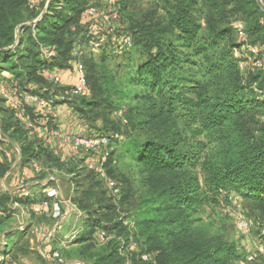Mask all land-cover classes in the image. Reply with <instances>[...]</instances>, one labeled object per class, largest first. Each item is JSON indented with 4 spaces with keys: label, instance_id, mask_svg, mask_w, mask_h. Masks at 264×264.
<instances>
[{
    "label": "trees",
    "instance_id": "obj_1",
    "mask_svg": "<svg viewBox=\"0 0 264 264\" xmlns=\"http://www.w3.org/2000/svg\"><path fill=\"white\" fill-rule=\"evenodd\" d=\"M40 1L0 0V74L7 71L13 76L15 84L8 87L12 92L39 93L41 89L45 98L51 93L66 95L71 91L68 87L52 89L48 70H65L76 49L90 45L83 15L95 0H50L48 5ZM127 3H121L120 22L130 17ZM262 4L259 0H170L164 20L126 19L139 61L118 102L119 107L130 108L128 120L134 123V131L108 153L106 164L120 157L149 177L143 178L147 185L139 194L132 189L122 193V202L136 195L135 252L130 248L129 230L112 212L113 205L103 206V194L99 199L95 192L83 190L77 202L90 214L91 227H103L115 235L98 247L92 241L94 229L88 231L80 239L81 247L73 250L86 264H126L129 258L133 264H152L147 252L158 253L156 264H236L241 259L232 244L208 242L191 224L200 210L232 195L264 204V72L250 68L242 73L235 50L243 44L232 27L233 20L245 23L248 43L264 51V0ZM36 20V26H25ZM45 50L53 55L46 56ZM130 86L135 90H129ZM103 90L99 88L101 94ZM76 97L84 99L76 111L88 122L96 104L116 103L111 96ZM52 100L55 105L61 101ZM144 104L152 106L140 112ZM138 115L147 118L134 122ZM0 116L2 130L15 134L24 158L44 155L47 162L61 166L55 156L28 140L11 111L0 108ZM176 116L194 139L191 150L182 138L164 131L141 135L140 126L146 121ZM94 121L106 128L109 118L103 114ZM203 133L215 140L212 151L199 138ZM99 134L112 137L113 133ZM5 172L0 169V175ZM153 177L162 183L148 187ZM10 199L8 194L0 195V229L10 222ZM143 254L149 261L141 259ZM0 264L9 262L3 259Z\"/></svg>",
    "mask_w": 264,
    "mask_h": 264
},
{
    "label": "rangeland",
    "instance_id": "obj_2",
    "mask_svg": "<svg viewBox=\"0 0 264 264\" xmlns=\"http://www.w3.org/2000/svg\"><path fill=\"white\" fill-rule=\"evenodd\" d=\"M48 1L50 2V0H41L40 2L46 3L48 5ZM167 1L170 0H128L127 4L129 7L127 9V13L130 15V17H133V21L138 20L137 22L143 20H164L168 18L169 14V12H167L166 10L168 7V5H166ZM261 1L263 3V0ZM99 8L101 9L102 7L99 6ZM44 11H46V9H44ZM130 17L129 19H131ZM85 19L86 18L84 17V20ZM126 19H128L126 16L122 17L119 24V29L120 31L130 32V25L126 23ZM30 25L31 24H26L25 26L29 27ZM239 25H243L245 36H240V33L237 31L236 27H238ZM232 27L233 29H235L234 31H236L235 34L237 41L240 44H243L240 49L236 50V52H238L242 56V59L244 61V68L240 70L245 75L246 72L250 68H252L251 66L254 59L257 58L264 60V51L261 52L258 49L261 53L258 51L259 55L253 57L247 50L244 49L245 46H253L248 43L245 23L239 20H233ZM120 35L121 34H117L115 38L119 37ZM109 40H111V37L109 38ZM112 50V45L109 44H106L103 49L96 51L93 50L90 45H84L81 47V49L80 47L76 49V51L73 53V56L75 55V57L70 62V64H68L69 67L65 68V71L72 73L78 62L84 66V69H86L85 73H87V84H89L88 89L90 94L89 97H85L88 100H90L91 98L100 100L105 99V96H111L112 99L116 101L115 104L111 105L110 103H108L106 106L96 104L95 106H97L98 108L95 107L89 112L92 118L90 119L91 122H88L85 118L80 116L83 120L85 119L87 121L86 124L81 123L80 126L85 127L86 125L88 127V131L85 133L81 132L76 136H93L99 133H107L108 130H110V134L113 133L112 137H114V141L110 143L109 147L102 150L104 151L103 154L110 153L113 148L118 146V142L125 140V136H128L130 134V131H134V128L132 127L134 123L130 125V120H128V115L132 112L130 108L128 109L126 107H119L120 103L118 102V98L120 96V93L124 92L126 87V80L128 76L133 73V68L134 66H136V62L139 61V56H137L138 54L136 53V51H134L133 47L129 51L123 52L120 55L114 54V51ZM129 68H131V70ZM50 85L53 86L52 89L54 90L56 89V86H59L51 83ZM97 87H103L104 94H101L99 88ZM129 90H135V88L130 86ZM94 92H96V95L94 94ZM51 94L52 95L47 99L53 98L57 100L53 93ZM39 95L42 96V94ZM62 96L67 99L68 106L75 108V110L76 108L80 107L81 102H84V99L81 100L70 92L69 94ZM134 104L135 103L131 104V106H134ZM148 106L151 107L152 104H144L140 112H143V110L147 109ZM103 114L107 115L109 118V122L106 128L102 127V122L94 121L96 120L97 116H101ZM142 118L147 117L138 115L137 119H135L134 122H138ZM52 125L54 127L53 130L59 128L58 123H52ZM159 131L166 132V135H169L172 138H182L184 140L183 144L186 145L187 150H191V148L193 147L194 139L191 133L184 129V125L181 119L177 116L148 120L145 124L140 126V132L142 136H145L148 133ZM116 136H119V138L116 139ZM199 136L201 140L207 143V150L212 151L215 148L216 142L212 138V136L208 135L207 133H203V135ZM80 153L81 154H78V156H84L90 159L100 158V154L86 152ZM116 160L117 161L115 163L112 162L110 166L104 163L103 166H101L102 168L99 166V163V165L96 166L101 168L102 173L96 172L93 175L86 177L85 179L84 177L87 176L88 172L86 169H81L79 171L81 175L79 178L76 177L78 179L77 183H74V185L75 188H77L81 193L83 192V190H91L95 192L98 195L97 197L99 199L102 198L99 196L103 194L105 197L102 199H105V201L103 202V206L113 205L112 212L117 214L124 227L128 228V237L132 242V245L136 246V243H133L134 237L132 236V234L134 233L133 227L136 216V195L133 196V199L128 200L127 202H122V196L123 194H125L126 190L130 189L134 190V193L137 192V194H139V191L143 189L142 186H144L145 184L146 187L147 185V182H143V178L148 179L149 175L141 174L140 171L135 167V165L129 160H125L120 157L116 158ZM101 175L102 177H100ZM69 180L70 179H64L63 181H59V184L61 185L62 196H68V193L72 190V184H70ZM108 180H113L118 183L123 193L120 198L116 199L112 195V191L110 190L108 185ZM161 183L162 180L160 178L153 177L149 180L148 187H150L149 185H153L152 187H156ZM58 191V198H60L61 191ZM97 201L98 200L93 199L91 202L96 203ZM101 212H103V214L107 213L105 209ZM193 220L195 221L192 222L191 226L197 228L198 236H203L205 240L211 243L217 241H225L234 246L236 254H238V256H240L241 258L238 262L236 260V264H242L241 261L245 260L246 257L250 255H255L256 259L253 262H246V264H264V253H258V249L260 247L264 248V204L246 200L239 195H232V200L228 198L226 201L224 198H222L220 200V203H218L217 205L207 206L203 208L194 216ZM240 220H245L249 224L250 234L246 237L240 234V232L236 228L237 222ZM104 232L110 239L115 236L114 233L112 234L111 232L107 231ZM136 250L137 249H135V251ZM147 253L150 254L152 262L156 264V255L158 253ZM27 256L29 257L28 259L32 260L34 264H44L42 261L43 258L36 252L27 254ZM22 264L27 263L24 260Z\"/></svg>",
    "mask_w": 264,
    "mask_h": 264
},
{
    "label": "crops",
    "instance_id": "obj_3",
    "mask_svg": "<svg viewBox=\"0 0 264 264\" xmlns=\"http://www.w3.org/2000/svg\"><path fill=\"white\" fill-rule=\"evenodd\" d=\"M73 70L70 73L56 69L61 77L58 87L73 88L78 79L77 68L75 67ZM0 76L2 77L0 85L11 87L15 84L13 76L9 72L2 71ZM29 89H34L33 85H30ZM43 92L44 90H39V94H43ZM55 98L61 101L56 105L52 115L46 116L33 107L26 109L28 118L36 124L35 130L29 131L19 123L27 132L28 140L34 143L35 147L41 145L45 152L55 156L61 166L47 162L44 155L38 159L24 158L22 145L14 136L15 134L12 131L2 130L3 117L0 116V169H6L4 175H0V195L8 194L11 198L8 211L11 216L10 222L6 227L0 229V261L6 259L9 264H22L24 260L27 264H34L27 256L32 252L38 253L43 258L44 264H55L53 255L56 251L61 252L67 263L86 264L83 259L74 254L73 250L81 247L80 239L92 229H94L92 241L96 246H104L108 243V241L104 244L97 242L95 238L97 232L106 230L103 227H91L93 222H90V214L82 210L77 202L83 198V194L74 185L81 175L79 172L81 169H86L88 174L90 172L94 174L97 171L91 170L89 166L91 164L99 165V158L90 159L78 156L81 153L75 151L71 143L74 136L88 131L86 125L85 127L80 126L81 123L86 124L87 121L80 117L75 108L64 103V96L59 94ZM0 108L11 111L17 119L14 110L6 104L1 96ZM52 123H58L59 128L53 130ZM34 164L42 168L41 173L36 172ZM59 179L62 181L70 179V184H72V190L66 197L62 196L59 184L61 180ZM54 188L61 191L60 198L51 201L52 204H59V217H54L52 206L47 208L42 205L47 200L48 190ZM28 191L31 192L29 197L25 195ZM22 226L25 231L21 230ZM40 228H43V232ZM44 233L51 234V238L47 242L42 236ZM5 252L9 253L5 254ZM125 262L133 264L130 258Z\"/></svg>",
    "mask_w": 264,
    "mask_h": 264
},
{
    "label": "built area",
    "instance_id": "obj_4",
    "mask_svg": "<svg viewBox=\"0 0 264 264\" xmlns=\"http://www.w3.org/2000/svg\"><path fill=\"white\" fill-rule=\"evenodd\" d=\"M31 4H35L36 0H28ZM123 0H95L90 6H88L85 10L84 17L85 22L88 25V33L91 38V47L93 50H101L104 48L106 44L112 45L114 51L113 53L116 55H120L123 52L129 51L133 47V38L129 32L120 31V6ZM99 6L102 8L100 9ZM237 31L240 33V36H245V30L243 25H239L236 27ZM117 34H121L119 37L115 38ZM111 37V40L109 38ZM111 42V43H110ZM245 50H247L253 57L259 55L258 48L256 46H245ZM46 56L53 55V52L45 50ZM235 57L238 59L239 67L242 70L244 68V61L242 56L236 52ZM253 69L261 70L264 72V60L254 59L252 66ZM78 79L76 84L71 88V93L75 96H79L82 98L88 97L89 89L86 79V73L84 66L78 62L77 66ZM48 80L50 83L55 85H60L61 77L56 69L48 70ZM0 96L5 100L6 104L14 110L17 120L23 124V126L29 130L33 131L36 128V124L34 121L28 118L26 114V109L29 107L35 108V110L40 111L42 114L48 116L54 113L55 103L52 99H47L42 97L41 95L35 92H24V93H16L11 92L7 86H0ZM114 137H109L108 135L97 134L93 136H74L71 140L73 149L79 152L86 153H94L100 154V167L103 166L104 163L107 162L108 153L103 154L105 148L110 146L111 140ZM119 136H116V139ZM91 170L97 171L98 173H102L101 168L97 167L95 164H91ZM34 168L37 173L42 172V168L34 164ZM108 185L110 190L112 191V195L118 199L122 196V190L117 182L113 180H108ZM26 196H30L31 192H26ZM58 191L56 189L48 190L46 193V199L42 205L44 207H53L54 217L60 216V209L58 203H51L52 200L58 198ZM232 200V196L230 197ZM237 230L243 236H248L250 234L249 224L245 220H240L236 225ZM43 228H40L42 230ZM22 231H25L24 227H21ZM95 238L98 243L104 244L109 241L110 238L106 235L105 232H97ZM44 240L47 242L51 238V234H42ZM132 250L136 249L135 245H131ZM259 254L264 253V248L260 247L258 249ZM55 259V264H79L76 262L67 263L61 255L60 251H56L53 255ZM141 259L143 261H149V256L143 254ZM256 256L250 255L247 256L245 260L241 261L242 264H246V262L255 261Z\"/></svg>",
    "mask_w": 264,
    "mask_h": 264
},
{
    "label": "water",
    "instance_id": "obj_5",
    "mask_svg": "<svg viewBox=\"0 0 264 264\" xmlns=\"http://www.w3.org/2000/svg\"><path fill=\"white\" fill-rule=\"evenodd\" d=\"M259 1H260V2H261V4H262V1H261V0H259ZM262 5H263V4H262ZM42 16H43V15H42ZM38 21H39V20H36V21H35V22H33L31 25H32V26H36V24L38 23Z\"/></svg>",
    "mask_w": 264,
    "mask_h": 264
}]
</instances>
